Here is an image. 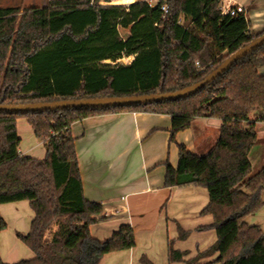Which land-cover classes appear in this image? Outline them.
<instances>
[{"label":"trees","instance_id":"trees-1","mask_svg":"<svg viewBox=\"0 0 264 264\" xmlns=\"http://www.w3.org/2000/svg\"><path fill=\"white\" fill-rule=\"evenodd\" d=\"M104 1L105 3H101ZM48 0L43 7L0 6V103L167 93L193 85L257 40L244 14L222 12V0ZM163 5H168L165 13ZM133 57L129 63L118 62ZM107 61H111L107 63ZM264 45L234 63L197 93L177 100L44 112L0 111V204L28 201L34 216L18 239L33 257L0 264H100L105 255L136 246L121 224L106 240L91 234L103 205L83 191L71 126L110 112L171 116L170 140L196 118H220L213 149L199 155L178 144L177 166L166 162L165 187L203 186L202 214L216 242L191 257L168 243V264H264V232L248 224L264 206V167L252 172L254 124L264 120ZM26 119L46 147L43 158L21 155L17 122ZM165 205H163L164 208ZM8 223L0 214V231ZM189 231L178 225L177 240ZM216 256V257H215ZM215 257L214 259H212ZM140 264H155L147 255Z\"/></svg>","mask_w":264,"mask_h":264},{"label":"crops","instance_id":"crops-1","mask_svg":"<svg viewBox=\"0 0 264 264\" xmlns=\"http://www.w3.org/2000/svg\"><path fill=\"white\" fill-rule=\"evenodd\" d=\"M152 1L153 4L157 2ZM222 5L243 7L250 29L254 33L264 30V0H222ZM260 72L264 73V65ZM22 121L23 129L30 128L31 133L27 132L36 141L27 146L25 152L20 147V154L43 158L46 147L36 138L26 119L17 122L19 135ZM221 125L220 118H196L190 128L177 133L175 141H171L172 121L168 114L110 112L72 124L84 195L103 205L98 222L91 225V234L106 240L121 224H130L135 230L134 248L109 253L100 264H140L145 248L153 246L159 248L168 261L171 220H188L193 227L212 223L213 218L200 217L209 202L206 188L193 185L167 188L164 182L166 162L175 167L178 164V144L184 143L192 152L205 155L215 146ZM254 127L258 140L249 154L253 173L264 167V120L256 121ZM37 148H40L39 152ZM0 214L8 223L7 229L0 231V257L6 263H14L20 260L16 248H23L17 233L29 231L34 213L28 201H18L0 204ZM246 221L259 225L264 232V206L249 215ZM11 245L15 247L13 252ZM177 246L181 248L179 243ZM21 257L31 258L33 252Z\"/></svg>","mask_w":264,"mask_h":264},{"label":"water","instance_id":"water-1","mask_svg":"<svg viewBox=\"0 0 264 264\" xmlns=\"http://www.w3.org/2000/svg\"><path fill=\"white\" fill-rule=\"evenodd\" d=\"M264 45V34L257 40L246 45L238 50L236 53L226 59L220 66L213 70L203 80L190 85L184 89L167 92V93H153L143 95H130V96H107L85 99H64L52 102H34L25 104H6L0 103V111L6 112H44L47 110H64L67 108H105V107H124L136 104H148L152 102H160L164 100H177L180 98L188 97L197 93L204 88L207 84L214 81L221 74L227 71L231 66L245 57L247 54ZM108 62V61H107Z\"/></svg>","mask_w":264,"mask_h":264},{"label":"rangeland","instance_id":"rangeland-1","mask_svg":"<svg viewBox=\"0 0 264 264\" xmlns=\"http://www.w3.org/2000/svg\"><path fill=\"white\" fill-rule=\"evenodd\" d=\"M135 1H137V0H113L112 3H114V4H128V3L135 2ZM154 1H158V0H154ZM47 3H48V0H0V6H19V7H21V9H23L25 7H29V6L43 7V6L47 5ZM101 3H105V2L101 1ZM131 61H132V59H129V58L126 59L125 58V60H123V63L126 64V63H129ZM110 62L111 61H108L107 63H110ZM23 125H24L23 121L19 123V132H20V135L22 137L20 147H21V150L23 152H25V148L27 146L33 145L36 140H34V138H31L32 134H29L27 132V131H29V132L31 131L30 128L27 131H25L23 129ZM37 150H38L37 152H39L40 148H37ZM195 187H203V186H195ZM204 188H206V187H204ZM205 191L208 192L207 188ZM200 217L212 220L211 215L202 214V211H201ZM171 221H172V226H171L172 229H170V231L168 232V236H169L170 240L175 239V241H176L175 247L176 248L178 247L177 245L179 243L181 248H178V249L190 251L191 257L195 256L198 251L206 250L207 248L212 246L217 240L216 232L213 229L199 230V227H201L203 225L193 227L192 222H190L188 220H183V219L181 221L179 218L173 219ZM178 225H181L185 230L189 231V236L187 237V239H185L183 241L177 240ZM20 245L23 248H16L18 250L15 253L20 256L19 257L20 259H23L24 257H21V256H24V254H26L27 252H30L31 250L22 242ZM10 248H11L12 252L15 249V247H13L12 245L10 246ZM12 252H11V254H12ZM167 252H168V248H167ZM143 254L147 255L151 260H153L155 262V264H168V261H167L165 256L163 257V253L161 252V250L159 248H156L155 246L145 248V251L143 252ZM210 264H217V263H210Z\"/></svg>","mask_w":264,"mask_h":264},{"label":"built area","instance_id":"built-area-1","mask_svg":"<svg viewBox=\"0 0 264 264\" xmlns=\"http://www.w3.org/2000/svg\"><path fill=\"white\" fill-rule=\"evenodd\" d=\"M150 4H153V1L152 0H147ZM163 10L165 13L168 12V5H163ZM222 12L224 14H230L232 16H237L239 14H244L245 15V12H244V8L241 7V6H237V7H223L222 5ZM125 58H129V59H133V57H123L121 59L118 60V62H123V60H125Z\"/></svg>","mask_w":264,"mask_h":264}]
</instances>
